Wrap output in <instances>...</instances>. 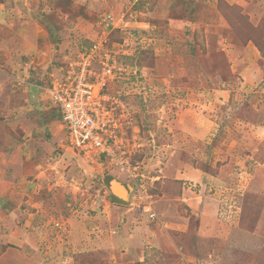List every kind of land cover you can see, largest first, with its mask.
Masks as SVG:
<instances>
[{
	"label": "rangeland",
	"instance_id": "rangeland-1",
	"mask_svg": "<svg viewBox=\"0 0 264 264\" xmlns=\"http://www.w3.org/2000/svg\"><path fill=\"white\" fill-rule=\"evenodd\" d=\"M93 43L87 74L114 66L93 89L108 157L46 90L75 81ZM19 97L43 107L39 154L28 181L15 173L0 121V189L32 214L6 209L39 264H264V0H0V116Z\"/></svg>",
	"mask_w": 264,
	"mask_h": 264
},
{
	"label": "crops",
	"instance_id": "crops-1",
	"mask_svg": "<svg viewBox=\"0 0 264 264\" xmlns=\"http://www.w3.org/2000/svg\"><path fill=\"white\" fill-rule=\"evenodd\" d=\"M41 88V87H40ZM41 96V93H40ZM41 100H44V98H40ZM17 101V99H16ZM19 103L15 104L13 103L12 106L15 105L13 108L14 111V119L8 120L9 118H6L7 116L1 114L0 121H4L6 125V132L5 135L8 136V134H11L12 139L10 138L12 142V150L13 155L16 157L14 160L20 161V167L17 168L15 165V173H19L21 175L27 176L26 180L28 181L30 179L31 170L29 171V167L26 164L28 155L32 153L39 154L37 151H34L36 147L38 146L37 141V134L42 130V124L43 122H39L40 116H37L38 114L43 112V107H40L38 104L34 103V106L31 105L29 107L28 103V97H19L18 101ZM40 104V101L38 102ZM41 105V104H40ZM20 107L25 108V114L28 116L27 118H23L24 115H22L21 112L23 110L19 109ZM20 113V114H19ZM23 118V119H22ZM28 120V123L27 121ZM38 122V123H37ZM3 133V134H4ZM35 141V143H34ZM27 150H29L31 153L27 154ZM33 151V152H32ZM4 162L0 161V185L4 184L3 180L5 177L10 175V164L9 165H2ZM32 165H37L36 163L32 162ZM27 168V169H26ZM9 169V171H8ZM219 176V175H218ZM2 188H5L3 185ZM1 192H3L0 195V222L4 221V226L0 232V264H39L40 256L36 253L35 243L33 240V235L29 236L31 239L28 242V237L24 236L25 238L22 240L24 241L26 239L27 247L24 250H20L18 245L19 240L17 241V238H19L18 234H22L23 232L18 231V228L15 224H10V215L6 213V209L12 212H18L21 217H19V220H28L31 218L32 214H29V216L26 214L27 208H23V204H20V210H11V208L19 207L18 203L14 202V199H11L12 193L9 191H5L4 189H0ZM12 196V197H11ZM17 202V200H15ZM23 213H22V210ZM30 212H32L30 210ZM11 219V223H12ZM15 221V218L13 222ZM206 225V224H205ZM28 226V223H25V227ZM23 231V229H22ZM32 242V243H31ZM31 243V244H30ZM35 244V245H34ZM11 245V246H10ZM26 245V244H25ZM29 245H31L29 247ZM38 245V244H37ZM3 246H7L4 250ZM22 251V252H21ZM24 253V254H23ZM48 258V257H47ZM46 258V260H47Z\"/></svg>",
	"mask_w": 264,
	"mask_h": 264
},
{
	"label": "built area",
	"instance_id": "built-area-1",
	"mask_svg": "<svg viewBox=\"0 0 264 264\" xmlns=\"http://www.w3.org/2000/svg\"><path fill=\"white\" fill-rule=\"evenodd\" d=\"M97 49L98 44L93 43L87 52L82 53L81 74L75 81L70 82L68 86H65L67 83H56L46 90L50 93L51 103L60 111L69 131L80 141V146L90 143V147L98 154L108 157L112 155L110 133L107 131L109 125L102 117L98 102L94 99L93 89L95 86L103 87L107 84V77L114 74V66L110 64L109 55L105 54L104 59L107 63L103 61L102 71L95 72L94 76L92 72L87 74L88 69L91 70V60L97 56ZM150 216L156 217V213L151 212Z\"/></svg>",
	"mask_w": 264,
	"mask_h": 264
},
{
	"label": "water",
	"instance_id": "water-1",
	"mask_svg": "<svg viewBox=\"0 0 264 264\" xmlns=\"http://www.w3.org/2000/svg\"><path fill=\"white\" fill-rule=\"evenodd\" d=\"M117 186L123 188L124 190V196L122 195H119V192H118V188ZM111 188H112V191H113V198L115 201H118V202H121V201H124V202H127V195L129 193V186L127 184H124L122 182H118V181H115V180H112V183H111Z\"/></svg>",
	"mask_w": 264,
	"mask_h": 264
},
{
	"label": "bare ground",
	"instance_id": "bare-ground-1",
	"mask_svg": "<svg viewBox=\"0 0 264 264\" xmlns=\"http://www.w3.org/2000/svg\"><path fill=\"white\" fill-rule=\"evenodd\" d=\"M118 192H119V195H122V196H124V191H123V189L121 188H118ZM259 241H262V240H259Z\"/></svg>",
	"mask_w": 264,
	"mask_h": 264
}]
</instances>
